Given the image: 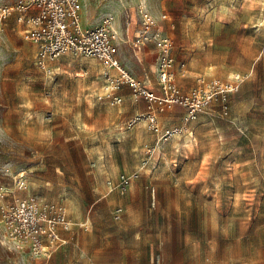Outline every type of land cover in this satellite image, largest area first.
Masks as SVG:
<instances>
[{
  "label": "rangeland",
  "instance_id": "rangeland-1",
  "mask_svg": "<svg viewBox=\"0 0 264 264\" xmlns=\"http://www.w3.org/2000/svg\"><path fill=\"white\" fill-rule=\"evenodd\" d=\"M81 2L89 28L113 17L129 40L117 42V58L137 79L157 69L155 50L141 65L130 42L129 15L141 2L174 39L181 90L198 75L246 80L226 110L215 102L183 134L160 142L145 122L126 128L145 110L127 86L117 92L120 105L99 99L97 60L65 55L48 75L36 66V45L7 20L0 33V189L9 198L63 205L72 226L84 227L44 258L11 247L0 223V264H264V0ZM182 113L167 111L164 127L181 125ZM121 173L138 174L124 195L106 184ZM115 207L123 210L119 222Z\"/></svg>",
  "mask_w": 264,
  "mask_h": 264
},
{
  "label": "built area",
  "instance_id": "built-area-1",
  "mask_svg": "<svg viewBox=\"0 0 264 264\" xmlns=\"http://www.w3.org/2000/svg\"><path fill=\"white\" fill-rule=\"evenodd\" d=\"M13 14L17 15L18 23L25 25L23 38L37 47L35 63L41 71L52 75L49 64L65 55L97 60L101 65L105 91L99 99L105 98L113 105H120L122 98L117 92L127 86L135 101L144 102L145 110L130 119L126 128L144 121L160 142L183 134L198 114L215 102L226 110L228 98L237 93L246 80L245 75L239 73L226 79L198 75L189 91L181 90L175 74L174 39L141 2L135 8L138 30L132 45L137 50L147 45L154 46L156 88L131 75L117 58L119 35L112 16L103 18L95 28H84L80 0H15L12 4L0 5V33ZM164 19L166 16L162 15L161 22ZM182 76H185L184 72ZM174 107L184 109L181 125L164 127L159 120L160 115ZM137 178V173H121L115 180H107L106 184L110 190L115 189L124 195ZM122 215L121 207L112 210L115 222L121 221ZM0 223L3 238L11 247L44 258H49L57 247L65 243L61 232L72 229L63 205L43 203L30 195L9 198L8 193L1 189ZM155 263L159 264V260L156 259Z\"/></svg>",
  "mask_w": 264,
  "mask_h": 264
},
{
  "label": "crops",
  "instance_id": "crops-1",
  "mask_svg": "<svg viewBox=\"0 0 264 264\" xmlns=\"http://www.w3.org/2000/svg\"><path fill=\"white\" fill-rule=\"evenodd\" d=\"M80 2H81V0H80ZM13 3V2H12ZM12 3H7V4H12ZM0 5H6V4H0ZM17 15L16 14H13L8 20H10V21H12L13 20V24H11V29H12V31H17V33H19V34H21L22 35V30L25 28V25L24 24H22V23H18L17 22ZM81 22H82V26L84 27V28H89L86 24H85V22L83 21V16H82V2H81ZM128 26H129V28H128V30H132V31H135V35H134V37L136 36V34H137V30H138V24H137V18H136V15H135V10H134V13L132 12L130 15H129V21H128ZM114 28L117 30V32H118V35H119V40L121 41V42H123V43H128L129 42V40H122L121 39V33H120V31H119V29H118V27H117V25H116V23H115V21H114ZM23 36V35H22ZM130 42H132V41H130ZM152 49H154V46L153 45H147V46H145V47H143V48H140V50H137V51H135V53H136V58H137V61H138V63H140L141 65H144L145 63H147V56H148V54L150 53L149 51H151ZM155 50V49H154ZM155 56H156V50H155ZM120 60V59H119ZM142 60H143V62H142ZM144 63V64H143ZM151 74H156V70H146V72H144L141 76H140V79L139 80H141V81H146V84H147V86H150V87H154V88H156V86H157V77L155 76V77H153V75H151ZM122 92H123V90H122ZM127 92H128V90H127ZM144 103V102H143ZM144 106H145V104H144ZM142 112H144V110H142L141 112H138V113H136L135 115H138V114H140V113H142ZM166 113V112H165ZM165 113H163V114H161L160 115V122H161V124L164 126V124H163V121H164V115H165ZM134 115V116H135ZM182 115H183V113H182ZM133 116V117H134ZM132 117V118H133ZM173 117H175V115L173 116ZM182 118V117H181ZM142 122H144V121H142ZM78 226H80V227H77V228H75V227H73L72 226V229L70 230V231H62L61 232V236H62V238L65 240V243L62 245L63 247H65V246H67L74 238H75V236H77V234H78V232H79V230H80V228H83L84 227V224H80V225H78ZM85 226H87V225H85Z\"/></svg>",
  "mask_w": 264,
  "mask_h": 264
}]
</instances>
